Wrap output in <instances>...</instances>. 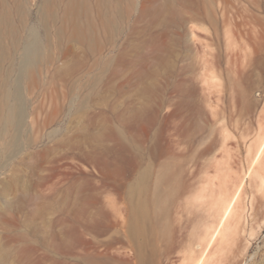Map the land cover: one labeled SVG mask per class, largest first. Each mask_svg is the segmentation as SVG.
<instances>
[{
    "label": "rangeland",
    "instance_id": "374dc122",
    "mask_svg": "<svg viewBox=\"0 0 264 264\" xmlns=\"http://www.w3.org/2000/svg\"><path fill=\"white\" fill-rule=\"evenodd\" d=\"M71 1L56 0L52 9L54 16L43 24L44 0H0V29L1 16L8 9L23 39L28 37V27L37 30L48 46L47 58H50L44 63L37 84L25 86L29 105L26 130L33 138V146L12 158L9 170L0 175V244L10 253L11 264L27 263L29 240L36 242L37 251L33 256L36 264H85L86 258L93 264L117 263L113 258L118 253L103 243L113 239V232L100 236L78 227L80 236H75L73 231L68 235L67 230L73 229L75 221L62 214V207L67 190L77 181L84 182V202L95 205L90 209L92 215H88V220L96 217L95 198L99 199L100 206L110 208L112 205V176L85 157L100 149H120V142L108 136L110 130L123 138L128 136L126 125L114 119L113 114H125L135 106L137 110L141 101L134 105L122 104L123 100L119 101L112 91L119 52L116 46L121 45L128 52L130 47L126 41L138 42L137 33L129 37L132 28L142 31L157 18L150 12L141 18L142 12L157 10L166 0H133L135 7L131 16L120 20L122 34L115 37L118 44L103 42L95 52L73 35L72 20L67 16ZM89 2L93 10L91 18L105 35L98 10L100 3L98 0ZM122 2L128 11L129 0ZM171 6L179 19L173 27H165L170 38L162 53L171 61L162 69L158 82L161 90L149 95L161 94L167 98L161 111L162 119L183 109L166 123L173 128L186 125L189 134L194 136L192 147L184 144L186 138L178 147L187 148L184 153L189 156L185 157L188 160H182L183 175L199 176L195 192L203 186L214 185V189H218L216 185L224 183L230 200L239 187L242 190L232 218L209 247L205 220L202 223L196 219L202 217L201 213L204 216L209 213L206 210L210 207V188L204 193L206 198L188 199L186 206L174 211L170 224L162 229L165 230L160 236L161 256L154 253L153 246L140 253L139 258L130 247L122 249V255L128 264H264V152L259 156L264 142V0H173ZM172 14L169 10L166 16ZM23 19L26 24L22 23ZM151 27L154 33L163 31V26L155 23ZM5 44L13 55L12 64L7 60L3 65L4 70H8L15 59H20L21 53L13 49L11 37L6 38ZM152 50L151 45H145L146 53ZM182 88L197 95L190 107L187 103L179 104L178 91ZM75 93L81 95V100H90L88 109L79 116L74 114L76 103L71 107ZM127 95L138 99L135 91L125 87L124 96ZM100 97H103L100 103L94 105ZM191 107L193 116L187 115ZM55 133L56 137L51 138ZM171 133L178 137L176 130ZM101 134L104 136L99 140ZM214 144L213 154H203ZM46 149L47 154L43 153ZM5 162L2 160L0 167ZM17 172L26 183L30 180L40 183L29 189L33 195L32 205H19L22 192L18 191L4 200L1 182L10 181L11 175ZM75 195H70L66 201L70 207L74 205ZM7 203L11 204L10 209L5 206ZM45 204L52 205V211L46 215L36 213ZM217 207L219 205L213 212ZM27 223L31 224L34 234L30 235ZM210 230L208 236L213 231ZM22 231L29 234L27 242L19 239ZM63 235L67 236L65 243ZM174 241H179L180 247L168 253L167 247Z\"/></svg>",
    "mask_w": 264,
    "mask_h": 264
},
{
    "label": "bare ground",
    "instance_id": "6f19581e",
    "mask_svg": "<svg viewBox=\"0 0 264 264\" xmlns=\"http://www.w3.org/2000/svg\"><path fill=\"white\" fill-rule=\"evenodd\" d=\"M44 1L41 18L43 24L46 23L47 18L54 16L52 9L56 0ZM172 1L173 0H166L157 10H145L140 16L142 18L146 12L156 15L157 18L155 22L152 21V24L155 23L158 26H163L162 32L154 33L151 29L153 28L151 27L152 24L148 27L151 30L147 28L142 31H136L134 27L129 37L131 38L137 33L138 42L136 43L135 40L128 39V41H126V44L128 43L130 47L128 52H126L121 45L118 46V48L116 46L119 52L116 58L117 64L115 63L117 68L113 73L115 82L112 91L116 98L118 97L119 101L123 100L121 102L122 104L128 102L134 105L136 101H141L139 103L140 106L137 110H135V106L132 111L125 114L119 113L115 115L116 112L113 114L114 119L126 125V129L129 133L127 137L124 136L125 139L123 135L110 130L108 136L120 142V149H100L85 157L93 160L95 165L100 166L112 176L114 200L112 205H110L111 211L107 205L100 206L101 203L99 199L95 198L96 202L94 201V204H96L97 213H95L94 216L96 217L88 220V215H90L89 212H91L90 209L92 206L95 208V205L84 202V182L81 181L75 182L66 193V201L69 200L70 195L76 194L74 205L70 207L68 202L65 201L62 207L63 213H61L67 216L68 219L75 221L73 229L67 230L68 235L70 231H73L76 233L75 236L77 234L80 236L81 232H79V228L83 227L100 236H106L109 232H113V239L103 243L111 249H114L115 253H118V255H115L113 258L117 262L116 264H128V260L121 252L125 247L133 248L134 254L138 258L140 253L142 254L144 250L151 246H153L154 253L160 254V236L165 230L162 229L170 224L174 211L183 208L184 205L186 206V203H189L188 199L206 198L204 193L206 191L208 192L210 188L208 192L210 207L208 210L205 209L206 212L209 211V213H204L205 216L201 213L202 217L198 216V214L197 217L200 218L196 219L197 222L201 221L202 223L203 220H205L206 235L207 238H209L207 247H209L223 230H225L227 223L230 218H232L235 205L242 190V187H239L230 200L227 199V191L224 183L222 186L216 185L218 189H214V185L209 188L208 186H203L200 191L195 192V187L197 185L196 178L198 175L196 176L192 173L187 176L183 175L181 164L182 160H188V158H185L188 155L184 153L187 148L184 150L178 147L184 142L185 138L187 139L185 142L188 143L186 144L184 142V144L186 146L188 145L187 147L189 148L192 147L194 136L189 134L188 131L190 129L186 125L173 128L166 123L169 118L180 115L183 109L181 108L180 111L177 110L171 113L169 117L162 119L161 111L165 107L167 98L161 94H156L155 97H150L149 95L150 92L157 91L159 93L161 90L158 82L160 81L162 69L171 61H168L167 57L162 53L166 50V42L170 38L165 27H173V24L179 19L176 9L174 6H171ZM98 2L100 3V5H98V10L104 22L105 35L101 33V29L91 18L93 10L89 0H73L67 8V16L72 20L75 39L87 44L94 52L102 46L103 42L113 41L118 44L119 40L117 41L115 37H119L122 34L120 20H125L129 17L135 7L133 0H129L130 7L128 11H126L127 7L124 8L122 0H117V2L111 0H98ZM114 3L116 4L114 5ZM169 10L170 13H173L171 17L166 16ZM20 12L23 14V9H21ZM1 17L0 162L6 160L4 165L0 167V175H3L9 170V162L12 161V158L22 155L27 147L32 148L33 146V138L27 135L26 130V122L29 117V105L27 102L28 99L26 98L28 91L25 89V86L28 83L33 84V87L37 84L42 67L45 61L50 58H47L48 46L42 42L37 30L28 27V37L27 39H23L19 30L16 28L17 25L15 26L13 23L11 12L8 9L3 11ZM84 20H86V23ZM22 23L26 24L25 19H23ZM7 37H11L12 47L16 53L19 51L21 54L20 59H15V63L13 62L14 64L12 66L10 65L11 68L4 70V63H6L7 60H11V63L13 56L11 52H9V46L7 47L5 44ZM145 45H151V47H153L152 52L146 53ZM169 56L172 57V52ZM125 87L131 89V91H135L138 99L136 100L134 95L124 96ZM178 94L180 98L179 104L183 106L184 103H187L189 107L192 106V102L195 101L197 96L196 93L186 88L179 90ZM79 96L75 93L71 100V107L76 103L74 111L76 116L81 115V113L83 114V112L88 109L87 106L90 101L88 98L86 100H81ZM102 98L100 97L98 100L94 101V105L99 104ZM116 110L115 107V111ZM187 112V115L193 116L192 107ZM175 130L178 132L177 138L171 133V131ZM186 134H188V136H186ZM102 135L103 134L100 135L101 137H99V140L103 138ZM50 137L55 138L56 133ZM215 147V144L208 147L203 154L211 155ZM263 152L264 142L260 147L259 156H261ZM43 153L47 154L48 149ZM81 157H84V155H81ZM10 178V181L6 180L1 182L4 200L18 191L22 192V195L20 194L18 198L19 205L20 203L32 205L33 195H30L29 189L30 187L34 189V186L40 183H32L31 180V183L30 181L26 183L25 179H23L24 177L19 175V172L12 174ZM262 184H264V176ZM31 193L33 194V192ZM216 205H219V208L217 207V210L213 212V210L216 209ZM5 206L10 209L11 204L7 203ZM17 207H19L18 204ZM41 207L37 209L36 212L41 215L50 213L54 208L52 205L49 206V204L48 206L45 204V206L43 205V207ZM23 210L24 209L21 208L22 212ZM205 210L203 212H205ZM194 218H196V216ZM212 218L213 220L211 221ZM26 226L28 227L30 235L34 234L35 231L32 229L31 224L27 223ZM210 229H213L211 234ZM28 235L29 234H24L22 231L19 239L23 242H27ZM163 235L165 236L166 234H162V236ZM66 238L67 236L63 235L62 240L64 243ZM185 239L186 237H184V240ZM29 241L31 244L29 243V247L26 251L28 257L26 264H36L33 260L34 253L37 251L36 242L32 240ZM178 247H180L179 241H174L167 247L166 251L171 253ZM10 258L8 250L0 244V264H11ZM100 259L103 258L100 256ZM89 260L91 261V259L86 258L85 264H93Z\"/></svg>",
    "mask_w": 264,
    "mask_h": 264
}]
</instances>
